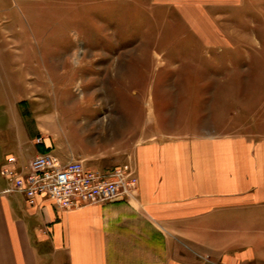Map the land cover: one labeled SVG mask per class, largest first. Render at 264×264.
<instances>
[{
	"label": "crops",
	"instance_id": "0c3cea01",
	"mask_svg": "<svg viewBox=\"0 0 264 264\" xmlns=\"http://www.w3.org/2000/svg\"><path fill=\"white\" fill-rule=\"evenodd\" d=\"M243 1L149 0L147 9L173 8L196 30L206 24L201 38L230 44L233 36L225 26L240 18L230 13L237 12ZM70 4L78 7L85 0H0V39L11 41L14 51H9L22 63L6 65L2 52L6 49H0V106L4 107L0 115V169L10 155L17 157L19 165H26L38 154L51 151L64 161L74 157L96 169L130 167L138 177L137 195L131 201L120 198L67 210L44 197H37L31 205L22 194L2 193L7 182L0 173V264L197 263V259L181 258L177 242L182 240L205 245L219 264H263L264 138L224 129L219 119L221 108L212 105L230 101L192 96L189 101H179L183 104L180 111L189 115L188 133H163L152 138L143 133L132 152L122 157L103 152V145L94 138L93 127L101 115L83 114L79 122H73L76 145L65 146L64 125L58 114L48 111V85L38 80L30 64L36 56L34 39L38 35L30 28V12L26 10ZM210 6L227 9L221 21L213 10H204ZM4 23L10 26L5 28ZM38 37L42 38V49H60L49 43L48 34ZM238 38L257 36L245 32ZM132 70L126 66L125 72ZM108 72L116 79L117 64ZM55 77L60 87L72 86L62 71L56 70ZM144 102L157 101L150 97ZM69 110L67 105L65 113ZM206 110H212L218 120L213 121L214 130L201 119ZM69 117L66 115L67 121ZM217 217L224 219L222 222L236 218L245 226L240 232L246 236L227 244L205 243L199 232L207 227L200 222L212 223Z\"/></svg>",
	"mask_w": 264,
	"mask_h": 264
},
{
	"label": "rangeland",
	"instance_id": "374dc122",
	"mask_svg": "<svg viewBox=\"0 0 264 264\" xmlns=\"http://www.w3.org/2000/svg\"><path fill=\"white\" fill-rule=\"evenodd\" d=\"M126 1L85 0L78 7L70 4L26 10L30 12V28L38 36L48 34L49 43L60 48L42 49V38L36 36L37 52L30 64L38 80L48 85V111L60 117L66 147L76 145L73 122H79L83 114L101 115L93 127L94 138L103 145V152L119 157L132 152L143 133L151 138L188 133L189 115L180 111L183 104L178 102L189 101L191 96L230 101L212 105L221 108L219 119L224 129L264 138V0H244L237 12L231 11L240 18L225 26L233 36L230 44L201 38L206 24L196 30L173 8L147 9L149 0H128L125 5ZM205 9L213 10L220 21L227 10L222 6ZM123 12L128 17H123ZM8 26L4 23L5 28ZM245 32H253L257 38L239 39ZM54 35L57 40H53ZM10 44L0 39V49H6L2 50L3 60L6 65L18 66L22 63L14 59ZM116 64L119 72L115 79L108 71ZM126 66L132 72L126 73ZM56 70L70 80L71 87H60ZM150 97L157 102L146 104ZM67 105L71 110L65 113ZM3 109L0 106V115ZM211 111L201 113V119L214 130L213 121L218 120ZM233 219L222 222L224 219L217 217L212 223L200 222L207 227L199 232L200 239L211 245L242 239L246 234L240 229L245 226ZM178 244L183 260L219 264L205 245L185 240Z\"/></svg>",
	"mask_w": 264,
	"mask_h": 264
},
{
	"label": "built area",
	"instance_id": "2783aa9c",
	"mask_svg": "<svg viewBox=\"0 0 264 264\" xmlns=\"http://www.w3.org/2000/svg\"><path fill=\"white\" fill-rule=\"evenodd\" d=\"M0 173L7 182L2 193L22 194L31 205L44 197L66 210L135 197L138 191V177L130 167L96 169L82 159L64 161L51 151L38 154L26 165H19L17 157L10 155Z\"/></svg>",
	"mask_w": 264,
	"mask_h": 264
}]
</instances>
